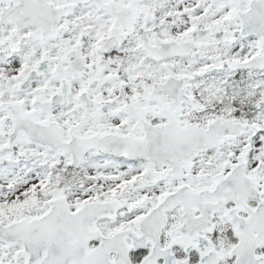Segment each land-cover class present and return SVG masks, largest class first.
I'll use <instances>...</instances> for the list:
<instances>
[{
	"label": "snow or ice",
	"instance_id": "obj_1",
	"mask_svg": "<svg viewBox=\"0 0 264 264\" xmlns=\"http://www.w3.org/2000/svg\"><path fill=\"white\" fill-rule=\"evenodd\" d=\"M0 264H264V0H0Z\"/></svg>",
	"mask_w": 264,
	"mask_h": 264
}]
</instances>
